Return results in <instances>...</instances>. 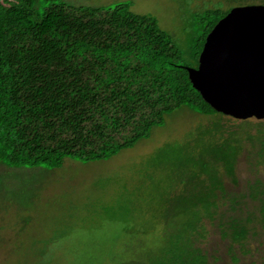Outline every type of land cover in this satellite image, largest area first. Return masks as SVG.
Masks as SVG:
<instances>
[{
  "label": "trees",
  "instance_id": "trees-1",
  "mask_svg": "<svg viewBox=\"0 0 264 264\" xmlns=\"http://www.w3.org/2000/svg\"><path fill=\"white\" fill-rule=\"evenodd\" d=\"M217 1L225 0H211L191 14L195 39L184 53L157 18L134 12L129 2L74 6L66 0H0V166L51 170L69 158L107 161L149 138L181 107L206 116L218 113L194 88L192 67L185 62L189 53L198 68L207 36L247 2L221 6ZM252 122L240 121L246 131H264L259 127L264 122ZM223 166L235 177V165ZM210 180L202 201L161 219L174 226L169 240L176 251L164 246L136 262L205 264L190 240L203 218L219 208L216 190L227 194L221 179ZM185 215L192 218L183 224ZM253 219L233 217L227 231L244 238L252 230L246 221ZM113 249L99 250L98 257L118 252Z\"/></svg>",
  "mask_w": 264,
  "mask_h": 264
},
{
  "label": "rangeland",
  "instance_id": "rangeland-1",
  "mask_svg": "<svg viewBox=\"0 0 264 264\" xmlns=\"http://www.w3.org/2000/svg\"><path fill=\"white\" fill-rule=\"evenodd\" d=\"M66 1L74 6L129 2L134 12L157 18L184 53L190 52L195 39L191 14L211 3ZM246 1L261 5L259 0ZM221 2L226 5L234 0L217 1L222 6ZM185 57L190 67H197L193 56ZM248 120L252 126L264 122ZM240 121L222 113L206 116L181 107L166 117L163 126L154 127L149 138L107 161L83 163L69 158L51 170L3 164L0 264H140L137 258H148L157 248L174 247L169 240L176 232L174 226L161 219L202 201L208 179H221L227 194L216 190L219 208L212 210L213 217L203 218L190 240L201 250L195 255L202 256L205 264H264V156H259L264 131H246ZM223 165H235V177ZM248 216H254L252 222L246 221L252 230L244 238H233L227 231L230 220L245 221ZM190 218L183 216V224ZM113 248L118 252L98 257L99 250L106 254ZM79 249L83 251L77 253Z\"/></svg>",
  "mask_w": 264,
  "mask_h": 264
},
{
  "label": "water",
  "instance_id": "water-1",
  "mask_svg": "<svg viewBox=\"0 0 264 264\" xmlns=\"http://www.w3.org/2000/svg\"><path fill=\"white\" fill-rule=\"evenodd\" d=\"M190 80L218 113L264 120V5L234 8L207 36Z\"/></svg>",
  "mask_w": 264,
  "mask_h": 264
}]
</instances>
